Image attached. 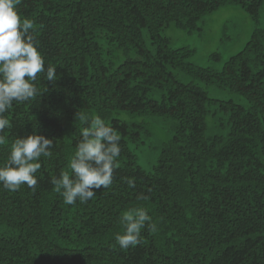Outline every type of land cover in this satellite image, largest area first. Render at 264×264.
I'll use <instances>...</instances> for the list:
<instances>
[{
    "label": "trees",
    "instance_id": "trees-1",
    "mask_svg": "<svg viewBox=\"0 0 264 264\" xmlns=\"http://www.w3.org/2000/svg\"><path fill=\"white\" fill-rule=\"evenodd\" d=\"M252 23L241 49L207 65L166 31H201L221 7ZM45 64L42 93L5 114L0 165L18 136L52 138L33 191L0 185V264H264V0H21ZM205 86L213 87L214 95ZM121 136L113 184L66 205L51 179L67 170L83 124ZM134 181L130 187L127 180ZM145 196L147 200L139 197ZM149 210L157 231L120 249L119 217Z\"/></svg>",
    "mask_w": 264,
    "mask_h": 264
},
{
    "label": "clouds",
    "instance_id": "clouds-1",
    "mask_svg": "<svg viewBox=\"0 0 264 264\" xmlns=\"http://www.w3.org/2000/svg\"><path fill=\"white\" fill-rule=\"evenodd\" d=\"M21 0H0V145H5V129L11 122L5 115L13 103L34 100L43 92L36 86L37 75L44 73L46 80L57 79L56 66L45 64L39 50V41L34 34V20L22 17L19 12ZM75 120L83 127L74 153L70 156L67 170L51 179L53 191L63 197L66 205L77 201L86 203L97 194V190L113 184L114 170L121 155L119 132L99 116L77 111ZM55 147L52 138L33 132L18 136L9 145V154L0 165V185L9 192H16L21 185L33 191L38 180L36 173L41 168L40 158H49ZM134 187V181H126ZM147 200V197H139ZM122 233L115 235L120 249H128L141 243L145 227L155 233L153 222L145 206L130 207L119 217Z\"/></svg>",
    "mask_w": 264,
    "mask_h": 264
},
{
    "label": "rangeland",
    "instance_id": "rangeland-1",
    "mask_svg": "<svg viewBox=\"0 0 264 264\" xmlns=\"http://www.w3.org/2000/svg\"><path fill=\"white\" fill-rule=\"evenodd\" d=\"M244 12L237 7H221L207 15L201 22V31L187 33L171 28L165 33L174 46L189 45L195 48L191 61L198 65L209 63V54L217 51L221 61L243 47L252 29L250 20H246ZM214 95L213 87L205 86Z\"/></svg>",
    "mask_w": 264,
    "mask_h": 264
}]
</instances>
